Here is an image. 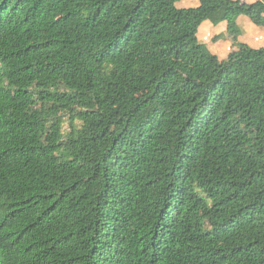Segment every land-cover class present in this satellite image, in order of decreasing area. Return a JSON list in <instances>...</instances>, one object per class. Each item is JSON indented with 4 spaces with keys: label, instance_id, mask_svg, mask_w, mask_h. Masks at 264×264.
<instances>
[{
    "label": "trees",
    "instance_id": "trees-1",
    "mask_svg": "<svg viewBox=\"0 0 264 264\" xmlns=\"http://www.w3.org/2000/svg\"><path fill=\"white\" fill-rule=\"evenodd\" d=\"M0 0V264H264V47L196 40L264 0Z\"/></svg>",
    "mask_w": 264,
    "mask_h": 264
},
{
    "label": "rangeland",
    "instance_id": "rangeland-1",
    "mask_svg": "<svg viewBox=\"0 0 264 264\" xmlns=\"http://www.w3.org/2000/svg\"><path fill=\"white\" fill-rule=\"evenodd\" d=\"M176 5L179 8L197 7L199 0H179ZM196 40L208 54H214L219 60H224L240 44L263 48L264 27L258 26L251 17L240 12L224 10L212 15L201 25Z\"/></svg>",
    "mask_w": 264,
    "mask_h": 264
}]
</instances>
